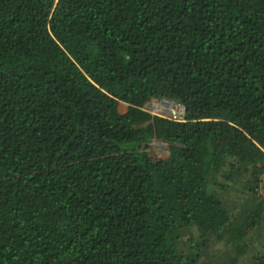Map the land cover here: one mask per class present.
<instances>
[{"label":"trees","instance_id":"trees-1","mask_svg":"<svg viewBox=\"0 0 264 264\" xmlns=\"http://www.w3.org/2000/svg\"><path fill=\"white\" fill-rule=\"evenodd\" d=\"M263 143L264 0H0V264H264Z\"/></svg>","mask_w":264,"mask_h":264},{"label":"rangeland","instance_id":"rangeland-1","mask_svg":"<svg viewBox=\"0 0 264 264\" xmlns=\"http://www.w3.org/2000/svg\"><path fill=\"white\" fill-rule=\"evenodd\" d=\"M167 142L159 141L155 139L151 144V153L157 157L165 158L169 155V149L167 148ZM264 177V176H263ZM261 195L263 194V190L260 189ZM243 193L241 192L240 188L237 187V189L230 187L228 189V192L224 193V197L228 204L232 206H236L237 201L243 202L244 199H242ZM239 202V204H240ZM255 244L257 246L264 245V228H261L258 230L257 234L255 235ZM223 246L219 245L214 247L210 251V257L204 256L199 264H223L220 253L222 252ZM254 255L253 251H249L248 253L244 254L240 258L239 264H253L252 256Z\"/></svg>","mask_w":264,"mask_h":264},{"label":"built area","instance_id":"built-area-1","mask_svg":"<svg viewBox=\"0 0 264 264\" xmlns=\"http://www.w3.org/2000/svg\"><path fill=\"white\" fill-rule=\"evenodd\" d=\"M144 109L153 115L184 121L185 106L176 100L171 99H152L144 107ZM264 153V143L260 146Z\"/></svg>","mask_w":264,"mask_h":264},{"label":"water","instance_id":"water-1","mask_svg":"<svg viewBox=\"0 0 264 264\" xmlns=\"http://www.w3.org/2000/svg\"><path fill=\"white\" fill-rule=\"evenodd\" d=\"M169 146H170V145H169V144H167V148H168V149H169Z\"/></svg>","mask_w":264,"mask_h":264}]
</instances>
